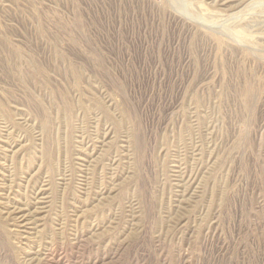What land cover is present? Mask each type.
<instances>
[{
	"label": "rangeland",
	"instance_id": "374dc122",
	"mask_svg": "<svg viewBox=\"0 0 264 264\" xmlns=\"http://www.w3.org/2000/svg\"><path fill=\"white\" fill-rule=\"evenodd\" d=\"M33 252L264 264V0H0V264Z\"/></svg>",
	"mask_w": 264,
	"mask_h": 264
},
{
	"label": "bare ground",
	"instance_id": "6f19581e",
	"mask_svg": "<svg viewBox=\"0 0 264 264\" xmlns=\"http://www.w3.org/2000/svg\"><path fill=\"white\" fill-rule=\"evenodd\" d=\"M214 4V3H213ZM219 5V4H218ZM40 192H37V195L34 196V200H35V204L36 205H41L40 204V200L41 199L39 197V195H41L42 191L39 190ZM41 209V207H39ZM29 211V210H28ZM28 211H24L18 207H12L11 210H8L5 212V219H7L11 224H14L15 226H19L20 223H23L24 220L26 219H32L31 217H34V214L36 212H28ZM28 217V218H27ZM81 217V215H75V222H77L79 220V218ZM94 233V232H92ZM25 256H28L27 260L30 261V263H35V264H41L42 260L45 259L44 256H42L41 253L39 252H33L32 255L26 254ZM48 257V256H47ZM25 258V257H24Z\"/></svg>",
	"mask_w": 264,
	"mask_h": 264
}]
</instances>
